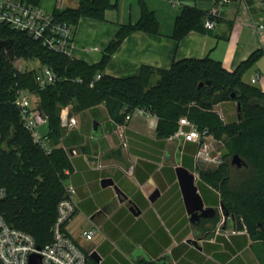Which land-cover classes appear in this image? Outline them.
<instances>
[{
	"label": "trees",
	"instance_id": "1",
	"mask_svg": "<svg viewBox=\"0 0 264 264\" xmlns=\"http://www.w3.org/2000/svg\"><path fill=\"white\" fill-rule=\"evenodd\" d=\"M111 7L110 0H80L78 9L58 10L54 16L70 24H77L82 17L104 20ZM207 17V12L197 7H184L176 19L174 38L181 40L191 31L204 30ZM135 31L158 33L159 22L144 9L136 24L121 27L100 61L89 64L49 51L26 32L0 23V186L7 190L0 199V212L9 224L31 233L38 245L52 240L57 207L66 192V171L74 170L70 151L83 141L81 133H67L62 119L66 107L71 106L73 114L103 104L115 123H124L128 113L143 108L158 118L157 135L161 138L174 134L184 116L224 142L230 157L239 154L243 159L244 164L234 168L226 155L218 167L201 170L200 176L219 191L216 206L222 205L234 217L236 230L247 229L235 236L237 249L246 248L251 240L250 249L264 264V254L256 250L260 245L264 249V91L243 80L245 71L264 50L252 53L233 71L206 56L175 61L168 69L144 65L137 75L129 77L103 74L119 43ZM28 59L38 60L40 68L25 65L20 70L21 61ZM43 66L53 70L57 80L41 88L37 76ZM201 82L205 83L200 86ZM22 88L37 96L35 107L48 117L49 153L33 141L21 120L15 100ZM226 101L236 103L237 117L233 120L225 119L217 109ZM137 264L168 262L166 258L140 259Z\"/></svg>",
	"mask_w": 264,
	"mask_h": 264
},
{
	"label": "crops",
	"instance_id": "2",
	"mask_svg": "<svg viewBox=\"0 0 264 264\" xmlns=\"http://www.w3.org/2000/svg\"><path fill=\"white\" fill-rule=\"evenodd\" d=\"M26 1L51 14L80 6V0ZM110 2L112 7L106 11L104 20L82 17L77 24H71L74 34L71 57L89 64L99 62L121 27L136 24L144 9L155 15L159 32L135 31L125 37L106 65L103 71L106 75L129 77L137 75L144 65L168 69L175 61L206 56L233 71L252 53L264 50V0H226L213 28L191 31L181 40L174 38V29L183 8L197 7L208 14L216 0ZM256 74L259 79L253 83ZM157 79L154 76L153 82ZM243 80L258 84L264 91V54L245 71ZM218 106L225 119L237 117L236 103L226 101ZM70 110L71 106L63 109V124L66 114L75 115L79 127L69 129L65 125L67 133L77 131L83 136L75 147L78 153L71 156L74 170L69 177L77 188L78 210L66 230L75 241V232L88 221L90 225L83 234L97 226L95 236L88 241L98 240L93 248L103 257L102 264H137L140 259L160 257H167L168 264H248V256L240 258V253L250 251L251 240L241 250L235 245V236L246 232L215 234L211 229H202L213 218L205 219L199 226L190 220L177 167H186L198 175L196 184L205 206L218 209L216 203L220 199L219 191L200 176L202 168L208 166L198 168L195 142L158 137L156 115L133 112L126 128L129 145L124 148L115 129L105 128L107 122L115 123L105 105L84 113L70 114ZM96 121L99 127L95 131ZM47 132L48 129L43 133ZM99 160L104 165L101 169L94 166ZM131 166H135L134 179L123 171ZM105 178L112 179L127 196L124 202L119 200L114 186H102ZM156 191L159 193L150 199ZM229 218L235 229V219Z\"/></svg>",
	"mask_w": 264,
	"mask_h": 264
},
{
	"label": "built area",
	"instance_id": "3",
	"mask_svg": "<svg viewBox=\"0 0 264 264\" xmlns=\"http://www.w3.org/2000/svg\"><path fill=\"white\" fill-rule=\"evenodd\" d=\"M224 1H216L208 11L205 20L206 28L215 26V18L220 15ZM0 23L8 24L14 29L26 32L35 40L40 41L49 51L71 56L73 43V29L69 22L57 20L51 14L41 8L27 2L26 0H0ZM20 63V70L23 69ZM102 73L97 75L101 78ZM259 79V74L252 78L255 83ZM38 83L44 88L49 83H55L57 75L43 66L37 76ZM80 81V80H79ZM93 86V83H91ZM33 93L29 89H19L15 104L21 113V120L24 126L31 132L33 141L41 146L47 153L52 150L47 142V134L41 131L43 125H48V117L35 107L32 100ZM133 112L153 114L151 111L136 108ZM133 112L128 113L124 123H115V131L120 137L121 145L128 148V135L126 134L127 122L132 118ZM63 119V118H62ZM65 125L69 129L79 127V120L75 115L64 116ZM171 139L179 138L183 141H192L197 144L194 154L196 163H211L216 161L217 156L210 152L211 144L217 141L206 129H199L187 117H181L177 131L169 136ZM1 140V130H0ZM71 156L78 153V149H72ZM95 168H103V163L99 160ZM129 177L135 178V166L123 169ZM68 179L65 181V196L60 200L57 207V217L52 226V240L40 246L35 237L22 229L16 228L8 223L4 215L0 212V264H30V258L34 253L41 255V264H102L103 257L93 248L86 253L79 244L67 233L66 227L78 210L77 188L69 179L71 172L66 171ZM198 177L197 174H195ZM7 190L0 186V199L6 196ZM97 226L84 231L87 240L93 239L97 231ZM218 233V232H217ZM96 251L100 260L93 258L92 253Z\"/></svg>",
	"mask_w": 264,
	"mask_h": 264
},
{
	"label": "water",
	"instance_id": "4",
	"mask_svg": "<svg viewBox=\"0 0 264 264\" xmlns=\"http://www.w3.org/2000/svg\"><path fill=\"white\" fill-rule=\"evenodd\" d=\"M230 1V0H229ZM7 42H2L1 45L6 44ZM205 82H201L200 86H202ZM207 84H211V81H206ZM235 96V95H233ZM240 104L238 105V110H240ZM240 118L241 115L239 114ZM99 127V123L94 122V130L96 131ZM106 130H111L116 128V124L113 122H107L105 124ZM232 164L241 167L244 164L243 159L239 154H234L232 158ZM177 174L181 184V188L183 191V196L186 202L188 213L190 214L191 222L195 225H200L202 219L214 218L217 214V209L213 206H205L204 199L201 193L198 191V186L196 184V176L195 173L191 172L189 169L183 166L177 167ZM102 186H114V190L118 195L120 201L124 202L127 199V196L120 190V188L114 185V181L110 178H105L102 180ZM159 191L152 194L150 199H154ZM228 216V213L226 214ZM93 258L97 261L100 260L99 255L96 251L92 253ZM167 257H160L159 259H163ZM30 264H41V255L34 253L30 258Z\"/></svg>",
	"mask_w": 264,
	"mask_h": 264
},
{
	"label": "rangeland",
	"instance_id": "5",
	"mask_svg": "<svg viewBox=\"0 0 264 264\" xmlns=\"http://www.w3.org/2000/svg\"><path fill=\"white\" fill-rule=\"evenodd\" d=\"M21 64L23 66L27 65L29 68H36V69H39L41 66V64L38 60H32V59L22 60ZM256 86H259V85L256 84ZM32 100H33V103H35V101L37 100V96L33 94ZM217 108H218L219 112H221L220 107L218 106ZM221 114H222V112H221ZM40 129L42 132H45L48 129V126L46 127V125H43L42 128H40ZM210 152L213 156H217L216 161H212L211 163H199L198 164L199 169H201L203 166H208L206 168H202L203 170L214 169V168L218 167L222 163V161H224V159H227L228 157H230L228 155V151H227V148H226L224 142H221V141H216V142L214 141L211 144ZM226 155H228V157ZM232 158H233V156L230 157L231 162H232ZM200 165H202V166H200ZM232 165L235 168L236 165H234V164H232ZM229 217H230L229 215L228 216L226 215L224 208L222 206H219L217 217L213 218L209 223L205 224L202 229L205 231L207 229H211L214 231L215 234H227L228 235L231 232H234V231L237 232L236 225H235V229L232 228L231 221H230ZM77 219H78V217H77ZM227 221H228V223H227ZM89 223L90 222H88V221L85 224L82 223L80 225V229H77V231L74 234V237L76 238L77 243L86 253H88L95 246L96 241H98V240L88 241L85 239V236L83 234V230L90 225ZM93 227H91V228H93ZM244 232H247V229H245ZM98 238H96V239H98ZM262 248H263V246L260 245V246L256 247V250L259 249V251H261L260 253L264 254V249L262 250ZM244 255L248 256V258H247L249 261L248 264H260L257 257H256V252L254 249H250V251L248 253L246 252L245 254H244V252H241L240 258H244Z\"/></svg>",
	"mask_w": 264,
	"mask_h": 264
},
{
	"label": "flooded vegetation",
	"instance_id": "6",
	"mask_svg": "<svg viewBox=\"0 0 264 264\" xmlns=\"http://www.w3.org/2000/svg\"><path fill=\"white\" fill-rule=\"evenodd\" d=\"M222 206V205H221ZM223 207V206H222ZM217 213H218V209H217ZM227 214V213H226ZM233 219H234V217L233 216H231ZM201 222H202V224H203V222H205V219H202L201 220ZM201 224V223H200ZM199 226V225H198Z\"/></svg>",
	"mask_w": 264,
	"mask_h": 264
}]
</instances>
